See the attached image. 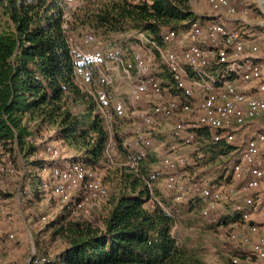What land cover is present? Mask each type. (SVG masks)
<instances>
[{"label": "trees", "instance_id": "1", "mask_svg": "<svg viewBox=\"0 0 264 264\" xmlns=\"http://www.w3.org/2000/svg\"><path fill=\"white\" fill-rule=\"evenodd\" d=\"M66 12L62 0H0V146L28 159L38 151L31 126L52 128L55 138L77 154L73 163L95 170L107 161L112 135L121 155L130 158L123 144L127 118L115 105L112 85L90 59H74L69 34L90 31L108 41L133 29L159 39L164 30L179 29L196 15L190 0H83L70 20ZM75 105L83 107L82 114L73 112ZM198 134L203 150L214 147L207 141L221 145L211 142L206 129ZM135 156L138 170L123 172L104 227L70 223L65 247L54 260L50 257L54 264H204L205 248L183 217L199 218L205 203L191 202L184 211L165 198L163 207L148 208L157 156L150 150ZM30 163L43 168L37 160ZM25 186L39 201L46 191L54 193L38 174Z\"/></svg>", "mask_w": 264, "mask_h": 264}, {"label": "built area", "instance_id": "2", "mask_svg": "<svg viewBox=\"0 0 264 264\" xmlns=\"http://www.w3.org/2000/svg\"><path fill=\"white\" fill-rule=\"evenodd\" d=\"M206 1L211 16L196 17L179 29L164 30L159 39L137 30L128 51L114 56L112 66L99 67V73L106 83L112 84V72L121 70L130 83L131 111L128 119L131 130L125 132L123 144L130 152L129 159L135 169L138 168L135 154L144 157L146 149L154 146L152 140L145 137L143 128L154 129L162 121L176 120L170 132L175 143L168 149L159 148L163 155L165 185L176 202L185 201L186 187L182 183L177 185L179 166L170 151H176L180 143L191 145L197 141L199 129H206L215 144L236 145L237 158L232 164V173L239 184L229 193L239 197L232 205L233 216L237 219L230 224L234 230L230 238L240 246L235 247L237 253L231 257V263L253 264L250 259L242 257L241 252L264 262V218L255 222L252 217V208L259 200L264 201L255 199L256 194L264 195V56L257 41L227 24L238 14L246 17L250 13L245 2ZM259 1L264 10V0ZM65 17L67 20V14ZM84 39L89 41L93 37L86 34ZM68 43L76 60V52L80 48L70 36ZM161 67L170 82L160 76ZM163 84H170L169 89ZM146 97L151 99V105L144 107L141 104L150 100ZM247 126L255 127L257 131L237 146L238 132ZM114 143L110 139L107 154L115 150ZM57 155L55 151L52 158ZM184 163L181 158V168ZM9 172L13 173L14 168L9 167ZM56 175L59 184L53 191L66 205L71 203L69 190L83 192L79 206L86 201L87 191L83 189H87L91 196L106 195V188L82 163H73ZM222 189L221 184L209 186L200 180L193 184L194 195L205 201L203 216H211L213 222L219 219V204L226 196ZM152 200L155 203L153 209L163 207L159 199ZM164 209L169 211L166 207ZM241 223L248 230L246 234L241 235L237 231ZM15 239L13 231L0 238V264H6L4 248ZM30 264H54V261L33 252Z\"/></svg>", "mask_w": 264, "mask_h": 264}, {"label": "rangeland", "instance_id": "3", "mask_svg": "<svg viewBox=\"0 0 264 264\" xmlns=\"http://www.w3.org/2000/svg\"><path fill=\"white\" fill-rule=\"evenodd\" d=\"M62 1L66 5L67 20H70L72 13L82 4L83 0ZM241 1L248 5L250 13L246 17L238 14L227 21V24L235 27L247 38L257 41L261 55L264 56V10L261 8L259 0ZM190 3L197 18L211 16V9L206 0H190ZM131 30L123 36L114 35L108 41H100L90 31L71 33L69 36L80 48V51L76 52L75 58L77 59L78 55H82L90 59L99 73V67L112 66L114 56L125 54L128 51V47L132 43L130 41L134 39L137 31ZM86 34H91L93 40L86 41L84 39ZM159 69L160 76L170 82L166 71L162 67ZM112 76L113 83L109 85H112L116 96L115 105L124 111L127 118L125 135L126 131L131 130L128 119V114L131 111L129 101L131 87L121 70H114ZM163 86L169 89L170 84H163ZM146 98L147 100L150 99ZM141 105L144 107L151 105V99ZM82 110L84 109L81 105L73 106V112L76 115L82 114ZM191 119L194 120L195 118ZM175 121L170 118L157 124L154 129L143 128L145 137L150 138L154 145L152 148H147L146 151L151 149L150 151L157 156V162L151 169L152 175L155 176V186L150 185L152 197L147 202V207L153 209L155 203L152 199L156 198L162 202L165 198H171L173 203L177 204L176 206H180L185 211L191 202L196 204L198 200H202L205 203L200 196L194 195L193 184L196 180H200L201 183L209 186L221 184L226 196L219 204L217 222H213L211 216L204 217L202 212L199 218L187 213L183 219L185 225H192L191 229L188 230L193 233L196 239L201 241L205 248L204 264H232L231 257L237 253L235 247L240 246L230 238V233L234 231L230 224L237 219L233 216L232 205L236 203V199L239 197V195L229 193L231 188H236L239 184L232 173V164L237 158L235 154L236 145L234 144L233 147L223 144L214 145L207 141V144L214 147H211L210 150H203L199 139L191 145L178 142L180 144H178L176 151H170V154L179 166L177 185L182 183L186 188L185 201L176 202L175 197L171 196L165 185L166 175L162 169L163 155L159 153L160 147L168 149L175 143L170 135ZM31 128L35 132V137L31 139V143L38 147L34 156L25 159L19 151L11 155V152L0 146V238H4L6 232L9 231H13L16 236L15 241L4 248L6 250V264H30L33 252L45 254L54 260L56 255L65 247L63 236L70 223L88 224L102 229L112 207V200L119 194L124 182L123 172L134 170V165L130 159L121 155L112 135L111 139L115 141L114 146L116 148L107 154V161L101 163L95 170L88 167L96 181H99L106 188V195L91 196L87 189H83V191H87L86 201L84 205L79 206L78 204L82 202L83 198V192L80 190H69L71 203L68 205L62 202L55 193L46 191L47 194L44 199L39 201L29 194V187L25 186L26 179L31 175H41L44 183L48 186L53 185L54 190L59 184L56 173L70 167L73 164L72 159L77 154L66 143L55 138L56 131L54 129L44 127L42 131H38L36 125H32ZM256 131L257 128L248 126L239 130L237 146L242 145ZM221 149L224 150V153ZM55 151L58 152V155L56 158H52ZM214 157L216 159L213 161ZM181 158L186 162L182 168ZM33 160L42 162L43 168L40 169L32 165L30 162ZM187 163L190 165L188 166ZM9 167L14 168L13 173L9 172ZM48 186L45 190H48ZM153 188L157 189L159 194H156ZM256 197L257 199H264V195L261 193L256 194L255 199ZM242 225L243 223L237 229L241 235L248 231ZM240 254L244 258L250 259L253 264H264L263 261L256 260L249 254L243 252Z\"/></svg>", "mask_w": 264, "mask_h": 264}, {"label": "crops", "instance_id": "4", "mask_svg": "<svg viewBox=\"0 0 264 264\" xmlns=\"http://www.w3.org/2000/svg\"><path fill=\"white\" fill-rule=\"evenodd\" d=\"M131 31H133V30H131ZM126 34H124V35H126ZM149 150H151V149H149ZM252 217H253V221H255V222H261L263 220V218H264V201L259 200L257 202V205L252 208Z\"/></svg>", "mask_w": 264, "mask_h": 264}]
</instances>
